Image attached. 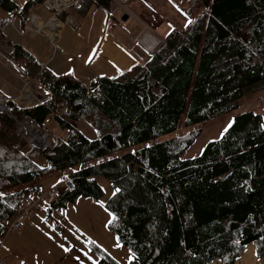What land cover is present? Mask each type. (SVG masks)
Masks as SVG:
<instances>
[{
	"label": "trees",
	"instance_id": "trees-1",
	"mask_svg": "<svg viewBox=\"0 0 264 264\" xmlns=\"http://www.w3.org/2000/svg\"><path fill=\"white\" fill-rule=\"evenodd\" d=\"M43 1L0 0L7 13L0 16V39L13 20L22 29ZM169 1L182 22L150 55L88 82L42 67L21 44L6 40L3 55L21 75H39L46 97L25 106L5 98L0 110V233L40 193L33 182L61 171L71 185L38 209L50 217L80 196L98 201L104 190L95 176L105 177L113 188L103 202L110 212L106 227L137 264H236L248 242L264 255L263 111H237L199 154L183 155L205 122L264 97V0H195V12V2L187 6L191 15L184 8L190 0ZM111 3L71 5L80 14L104 8L109 17ZM149 12L142 17L150 27L165 19ZM48 115L64 134L48 132L39 151L17 123L26 118L45 131ZM79 119L94 137L77 126ZM98 156L103 159L75 166ZM96 264L121 263L100 258Z\"/></svg>",
	"mask_w": 264,
	"mask_h": 264
},
{
	"label": "rangeland",
	"instance_id": "rangeland-1",
	"mask_svg": "<svg viewBox=\"0 0 264 264\" xmlns=\"http://www.w3.org/2000/svg\"><path fill=\"white\" fill-rule=\"evenodd\" d=\"M18 1L21 2L24 0ZM74 1L76 2V0L68 1L64 10L61 11L62 13L60 12L61 14L59 13L60 15L57 17L63 22L62 24L67 25V23H69L68 25H70V27L72 26V22L69 21L65 13L69 8L73 7L71 3ZM43 2L41 3L42 5ZM111 2V9L109 12L115 21L114 27L116 33H124V27L128 28L130 31V33L125 34L128 41V49L136 44L137 39L142 38L151 42L148 50L152 51L161 41H163V37L168 34L171 26L182 22V19L180 18L181 14H179L169 0H111ZM193 2L196 4L193 10V12H195L197 7V2L195 0H190L184 7L186 12L190 15L193 14V12L189 13L187 6ZM141 7L143 10L140 9ZM151 8L158 11L160 18H165L154 27L148 26L149 24L142 17V15L144 16V12L150 13L149 11ZM49 11L50 16H52V11ZM98 12L102 11L98 9ZM6 14V12L0 9V16ZM99 21L100 15L97 14L94 18L93 28L96 23H99ZM118 23L121 29L117 27ZM11 27L12 25H8L7 29H5L8 34H10V30H12ZM8 49L9 47L5 42L0 40V100L2 101H0L2 103L0 110L6 109L5 98H12L21 106H25L36 103L40 99L46 97L44 89L40 87L37 80L39 75L29 78L21 75L17 67L3 56L2 51ZM142 53L145 54L146 51H143ZM132 57L133 61L130 65L134 61L142 63V57L137 55ZM80 59L84 65H87L89 56H81ZM101 64V62L95 61L94 63L87 65V70H84L83 73H97V70L102 69ZM101 71L102 70L98 73ZM107 71L109 72L110 70ZM82 80L85 82L89 81ZM252 98H254V94L246 96L245 100H251ZM252 107L263 111L264 122V97H262L261 99L247 102L230 113L223 114L220 117L218 116L205 122L199 136L193 141L192 145L184 151V156L190 157L199 154L209 138L220 135L221 131L229 123L231 116L234 113ZM64 108V104H58V111L60 114L64 113ZM18 122L21 123V125L17 123V131L21 132L22 130L27 137L28 143L39 151H43L42 149H45L48 145V132H51L53 135L64 134L63 130L57 126L50 115L45 119V123L49 127V129H46L45 131L26 118L18 120ZM76 124L87 136H95V131L82 119L76 121ZM36 131L39 133L37 138L42 137V139L38 138L40 141H35V143H33L30 138L34 137ZM175 133H177V130L166 134L164 137H168ZM31 143L35 145H32ZM101 159H103V156H98L75 166L78 168ZM95 178L104 190L103 195L98 201H93L88 197L80 196L75 202H70L63 209H58L52 212V216L50 217H46L43 207L40 210L38 209L40 207L39 205H42L39 202V207L31 212L33 222L31 226H33L34 230L38 233L43 232L44 237L41 238L30 228L27 237L33 241H27L23 235L14 236L12 241L14 249L16 250L10 261L7 260V262L9 264H96L100 258H105L108 260H117L121 264H137L132 260L133 252L130 248L120 243L114 233L106 227V222L110 218V212L104 207L103 202L113 192V188L109 185L105 177L97 175ZM63 182L64 179L62 178V172L59 171L53 174L40 176L33 183L38 184L43 192L44 190L52 189L54 187L61 186L62 188ZM26 206L27 205L23 208ZM28 215L29 214L27 213L25 221ZM5 225H8V223ZM18 229L5 228L6 231ZM11 234H16V232L13 231ZM34 241H36L37 244H35ZM31 243H33V245Z\"/></svg>",
	"mask_w": 264,
	"mask_h": 264
},
{
	"label": "crops",
	"instance_id": "crops-1",
	"mask_svg": "<svg viewBox=\"0 0 264 264\" xmlns=\"http://www.w3.org/2000/svg\"><path fill=\"white\" fill-rule=\"evenodd\" d=\"M98 9L102 12H98ZM65 14L72 22V26L70 27L67 23V25L62 24L56 27L57 20L50 16L49 9L42 4L36 5L27 14L22 29L13 20L8 24L12 25L10 34L5 30L8 27L7 25L3 28L5 39L0 40L3 42L10 40L21 44L37 58L42 66H47L52 71L68 72L71 69L74 75L86 81L92 79L96 74L111 75L117 70L126 69L133 61L132 56L136 55H133L127 48L128 41L125 35L130 33L129 29L124 27L125 32L117 34L114 27L115 21L112 18L109 20L104 8L91 6L86 13L80 14L74 7H71ZM97 14L100 15V21L93 28L94 18ZM117 27L121 29L119 23ZM4 51L7 50H3L2 53ZM135 51L137 55L143 56L142 52L146 50L135 47ZM81 56H89L87 65L95 61L101 62L102 69L100 70L102 71L98 73L100 70H97V73L84 74L87 65H84L80 59ZM32 223L30 213L22 228L12 231L4 229L0 233V264H9L7 260L10 261L14 255L16 250L12 241L14 236L23 235L27 241H33L27 237L31 229L41 238L44 237L43 232L38 233L34 230L31 226ZM13 231L16 234H11ZM34 243L37 244L36 241ZM31 244L33 245V243ZM236 264H264V255L258 256L255 253L254 244L248 242L244 247V251L237 257Z\"/></svg>",
	"mask_w": 264,
	"mask_h": 264
},
{
	"label": "built area",
	"instance_id": "built-area-1",
	"mask_svg": "<svg viewBox=\"0 0 264 264\" xmlns=\"http://www.w3.org/2000/svg\"><path fill=\"white\" fill-rule=\"evenodd\" d=\"M71 1V0H68ZM67 0H44L43 5L48 8L49 10L52 11V17L56 18L57 20V25L56 27H58V25H61L63 22H61L57 17L59 16V13L64 10L67 2ZM75 2V1H74ZM77 4L79 2V0H76ZM68 20V19H66ZM73 27H75V25H73ZM54 35L53 33H49ZM145 41V42H144ZM150 44L151 42L149 40H145V39H137L136 40V44L133 45V47H131L129 50L137 55V52L135 51V47H141L143 49L146 50V53L144 54V56H146V54L148 55V53L150 52L148 49L150 48ZM140 56V55H137ZM19 125H21V123H19ZM22 131V130H21ZM26 132V131H25ZM30 138V137H29ZM31 142L35 143L34 141L36 140V138H30ZM31 143L32 145H35ZM64 185L65 186H70L71 182L69 180H65L64 181ZM61 188H52V189H48V190H44L41 192L34 198L33 201H31L30 203L27 204V206L23 209H21L14 217L13 220H10L8 222V227H5L6 229H11V228H21L24 225V221H25V217L27 215V213L29 214L33 209H37L39 206V202L40 204H49L51 201H53L58 194L60 193Z\"/></svg>",
	"mask_w": 264,
	"mask_h": 264
},
{
	"label": "bare ground",
	"instance_id": "bare-ground-1",
	"mask_svg": "<svg viewBox=\"0 0 264 264\" xmlns=\"http://www.w3.org/2000/svg\"><path fill=\"white\" fill-rule=\"evenodd\" d=\"M55 28H56V27H55ZM0 101H1V100H0ZM1 102H2V101H1ZM1 102H0V107H2V103H1ZM38 135H39V133L36 131V132L34 133V138H36V140H35L36 142H37V141L39 142V141H40V140H39L40 138L42 139V137H38V138H39V139H38V138H37ZM35 141H34V142H35ZM43 142H44V141H43ZM36 146H37V145H36ZM38 146H39V145H38ZM5 226H7V225H5Z\"/></svg>",
	"mask_w": 264,
	"mask_h": 264
},
{
	"label": "snow or ice",
	"instance_id": "snow-or-ice-1",
	"mask_svg": "<svg viewBox=\"0 0 264 264\" xmlns=\"http://www.w3.org/2000/svg\"><path fill=\"white\" fill-rule=\"evenodd\" d=\"M86 62H87V61H86ZM69 71L71 72V69H69ZM229 123H231V121H230ZM262 127H264V125H262Z\"/></svg>",
	"mask_w": 264,
	"mask_h": 264
},
{
	"label": "water",
	"instance_id": "water-1",
	"mask_svg": "<svg viewBox=\"0 0 264 264\" xmlns=\"http://www.w3.org/2000/svg\"><path fill=\"white\" fill-rule=\"evenodd\" d=\"M42 150H44V149H42Z\"/></svg>",
	"mask_w": 264,
	"mask_h": 264
}]
</instances>
